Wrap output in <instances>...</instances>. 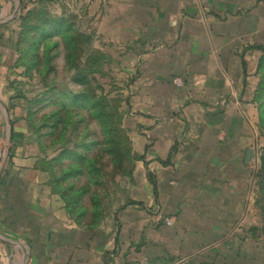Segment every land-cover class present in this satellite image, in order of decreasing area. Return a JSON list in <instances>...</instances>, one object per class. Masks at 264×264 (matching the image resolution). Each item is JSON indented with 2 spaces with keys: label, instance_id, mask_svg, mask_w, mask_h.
Listing matches in <instances>:
<instances>
[{
  "label": "crops",
  "instance_id": "1",
  "mask_svg": "<svg viewBox=\"0 0 264 264\" xmlns=\"http://www.w3.org/2000/svg\"><path fill=\"white\" fill-rule=\"evenodd\" d=\"M104 1L93 2V44L122 52L132 80V203L98 227L67 217L11 107L13 39L0 27V102L13 121L6 149L0 103V264H258V242L237 232L263 144L264 0ZM13 2L0 0V18Z\"/></svg>",
  "mask_w": 264,
  "mask_h": 264
},
{
  "label": "rangeland",
  "instance_id": "2",
  "mask_svg": "<svg viewBox=\"0 0 264 264\" xmlns=\"http://www.w3.org/2000/svg\"><path fill=\"white\" fill-rule=\"evenodd\" d=\"M15 1L0 18L13 39L17 78L11 107L27 124L32 153L67 217L81 227L107 224L131 201L138 155L128 125L132 80L123 53L94 46V0ZM262 137L254 176L261 171L263 130ZM259 184L254 182L247 221L237 233L243 241L256 239L258 264H264Z\"/></svg>",
  "mask_w": 264,
  "mask_h": 264
},
{
  "label": "trees",
  "instance_id": "3",
  "mask_svg": "<svg viewBox=\"0 0 264 264\" xmlns=\"http://www.w3.org/2000/svg\"><path fill=\"white\" fill-rule=\"evenodd\" d=\"M259 72L261 73V81L259 83V87L257 89L256 93V101L259 104V114H260V126L261 129L264 131V57L261 61V66L259 67ZM264 150V149H263ZM140 156L137 155L134 158H139ZM260 161H261V171L257 174V180L256 182L260 181V193H261V200L262 201V208H263V213H264V152L260 156ZM259 184V185H260ZM128 203H132V201H129ZM127 203V204H128ZM190 263V262H188ZM193 264V263H190ZM203 264H214L211 262H204Z\"/></svg>",
  "mask_w": 264,
  "mask_h": 264
},
{
  "label": "water",
  "instance_id": "4",
  "mask_svg": "<svg viewBox=\"0 0 264 264\" xmlns=\"http://www.w3.org/2000/svg\"><path fill=\"white\" fill-rule=\"evenodd\" d=\"M6 119H7V132H6V140H5V147L6 149L9 148L11 142H12V135H13V121H12V116L10 113V110L8 108V106L6 104H4L3 102H0ZM252 157V150L249 149L248 154H247V161H249Z\"/></svg>",
  "mask_w": 264,
  "mask_h": 264
},
{
  "label": "built area",
  "instance_id": "5",
  "mask_svg": "<svg viewBox=\"0 0 264 264\" xmlns=\"http://www.w3.org/2000/svg\"><path fill=\"white\" fill-rule=\"evenodd\" d=\"M177 84H181V80L177 79L175 80ZM164 221L167 223V224H172L173 223V217H165L164 218Z\"/></svg>",
  "mask_w": 264,
  "mask_h": 264
}]
</instances>
